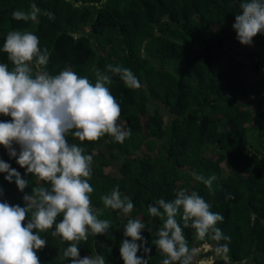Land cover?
I'll list each match as a JSON object with an SVG mask.
<instances>
[{
	"label": "trees",
	"instance_id": "trees-1",
	"mask_svg": "<svg viewBox=\"0 0 264 264\" xmlns=\"http://www.w3.org/2000/svg\"><path fill=\"white\" fill-rule=\"evenodd\" d=\"M32 3L55 18H13L14 11H29ZM240 3L0 0V49L9 31H30L50 52L51 74L71 68L94 83V71L112 64L129 68L141 84L132 90L112 76L108 85L121 107L118 123L132 131L124 143L107 135L94 143L68 137L93 156L92 204L100 219L112 222L110 235H89L80 243L81 258L99 254L106 264H123V226L127 219L139 218L146 226L141 235L151 249L149 264H160L164 257L152 241L162 221L149 216L147 207L160 198L170 201L176 190L186 188L198 191L211 211L224 217L217 227L231 238L232 264H264V33L251 45L239 43L232 25L242 14ZM0 63L11 67L3 51ZM7 120L0 115V121ZM0 160L31 182L20 191L15 178L9 183L4 180L7 173H0V202L23 207V196L41 182L25 175L2 146ZM192 171L218 177L211 191L192 178ZM117 184L134 204L130 216L106 209L99 199ZM184 233L190 247L199 245L191 229ZM40 235L48 242L37 251L40 264H71V258L62 256L67 242L52 237L51 230Z\"/></svg>",
	"mask_w": 264,
	"mask_h": 264
},
{
	"label": "clouds",
	"instance_id": "clouds-1",
	"mask_svg": "<svg viewBox=\"0 0 264 264\" xmlns=\"http://www.w3.org/2000/svg\"><path fill=\"white\" fill-rule=\"evenodd\" d=\"M239 8L242 14L235 17L232 27L239 43L251 45L256 35L264 33V0H241ZM41 15L55 18L35 3L29 11L12 14L15 20L33 22ZM0 51L7 54L11 64L0 63V115L10 117L0 121V146L25 169V175L41 182L23 196V207L0 202V264H40L37 251L48 244L40 234L50 230L52 237L67 242L62 256L71 258V264H106L103 255L80 257V243L87 242L89 235H110L112 222L100 219V211L92 204L93 156L79 143H69L68 137L94 143L107 135L124 143L132 131L118 123L121 107L108 85L112 76H118L132 90L141 84L121 65L109 64L105 71L96 69L94 83L71 68L51 74L47 70L50 52L41 48L38 36L30 31H9ZM0 173H7L4 180L9 183L15 178L20 191L31 184L2 160ZM191 176L210 191L218 179L215 174L206 178L196 171ZM99 199L106 209L124 216L134 210L131 198L122 194L118 184ZM211 207L198 191L186 188L176 190L170 201L160 198L148 205V215L162 221L152 241L164 257L160 264H216L217 260L232 264L231 238L217 227L224 217ZM145 227L139 218H129L124 224L119 246L123 264H149L151 249L145 247L149 242L141 235ZM184 229L193 231L198 246H189ZM141 250L143 257L137 255Z\"/></svg>",
	"mask_w": 264,
	"mask_h": 264
},
{
	"label": "rangeland",
	"instance_id": "rangeland-1",
	"mask_svg": "<svg viewBox=\"0 0 264 264\" xmlns=\"http://www.w3.org/2000/svg\"><path fill=\"white\" fill-rule=\"evenodd\" d=\"M160 109H162V107L160 108ZM257 145V144H256ZM256 147V146H255ZM254 150V149H253Z\"/></svg>",
	"mask_w": 264,
	"mask_h": 264
}]
</instances>
